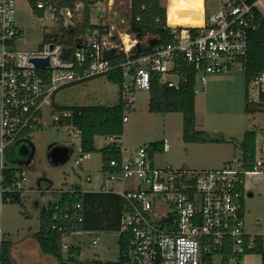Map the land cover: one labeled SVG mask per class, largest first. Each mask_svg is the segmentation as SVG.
I'll list each match as a JSON object with an SVG mask.
<instances>
[{
    "label": "built area",
    "instance_id": "1",
    "mask_svg": "<svg viewBox=\"0 0 264 264\" xmlns=\"http://www.w3.org/2000/svg\"><path fill=\"white\" fill-rule=\"evenodd\" d=\"M163 1L160 0V5L166 10L169 41L135 55L133 52L140 49L138 36L132 38L130 49L125 45L117 47L99 27L87 28L73 45L51 39L34 50H19L17 42L23 30L16 24V0H0V205L5 194L25 193V170L12 186H2L5 150L17 139L30 137L31 132L25 136L23 132L42 125L46 109L53 113L55 122L72 116L71 110L53 111V98L63 86L107 76L120 69L119 98L126 123L137 91H150L155 80L159 85L178 90L193 73L197 93L204 89L212 74L236 67L244 70L250 33L260 26L256 17L260 0H220L211 14L205 10L201 26L171 25L167 13L172 0L165 5ZM37 7L44 9V15L49 11L53 20L67 26H72L76 14L78 22L83 21L82 2L70 8L41 0ZM145 7L143 4L141 8ZM111 48L116 51L106 56L105 49ZM65 51L69 54L64 58ZM121 53L126 59L112 64L110 58ZM33 59H47L48 65L39 67ZM263 76L264 70L249 82L252 100L261 103ZM66 126L70 134L73 129L74 137L81 140L77 128ZM107 138L109 144L115 141L119 144L122 160H111L113 169L102 171L106 181L113 184L104 183L94 191L115 195L121 201L117 231L119 241L121 238L125 241L124 255L129 264H247L249 255H261L264 264V233L248 232L245 220V199L250 190L247 176L264 173L261 159L256 156L250 169L244 167L241 157L215 169H175L155 164L156 149L152 145L140 146L125 155L120 138ZM159 144L157 149L163 152L170 148L167 139ZM79 150L75 162L81 166L91 153L84 152L81 145ZM87 180L92 181V177L87 176ZM127 181L131 182L129 187ZM74 190L77 189L72 186L66 190L48 187L41 191ZM80 209L77 203L54 214L56 223L52 227L62 231L61 237L81 232L66 234L69 227L74 228L82 220ZM92 242L97 244L99 238L93 237ZM68 247L64 245L66 251Z\"/></svg>",
    "mask_w": 264,
    "mask_h": 264
},
{
    "label": "rangeland",
    "instance_id": "2",
    "mask_svg": "<svg viewBox=\"0 0 264 264\" xmlns=\"http://www.w3.org/2000/svg\"><path fill=\"white\" fill-rule=\"evenodd\" d=\"M167 0L163 1L165 5ZM174 3L168 10L173 12ZM220 5V0H206L205 10L211 14ZM16 24L23 30L22 37L17 42L19 50H34L45 38L60 39L65 44H74L78 35L64 34L62 27H75L77 14L72 26L64 25L58 19L53 20L51 13L40 15L33 12L29 0H16ZM91 22L101 25L110 40L117 47H124L130 38L123 37L135 34L129 31L131 19V0H99L92 4ZM259 11L264 15V0L258 3ZM188 12H184L187 14ZM57 35V36H56ZM80 36V35H79ZM123 37V38H122ZM153 34H146L139 43L146 45ZM125 39V42L123 41ZM130 44V43H129ZM239 66V65H238ZM264 80V76H263ZM246 79L242 69L236 67L217 76H210L203 90L196 93L198 129L206 132L210 139H220L223 142L196 144L189 146L183 140V114L181 112L156 113L149 110L152 98L149 90H138L134 106L128 112V122L124 133L119 139L125 155L134 152L140 146L151 145L167 139L170 145L168 151L156 149L153 160L156 165H171L175 169H215L226 162L241 157V142L244 133L255 130L257 133V158L264 162V106L252 104L253 112L246 111ZM56 106L83 105H113L119 102V85L108 80L107 76H98L82 83H75L60 88L53 98ZM69 128L53 124V113L46 109L42 126L31 131L30 138L35 146L33 161L24 166L26 171L25 193L21 203L10 201L0 205V236L13 243L11 256L14 264H67L61 263L54 256L42 252L35 234L40 229V212L49 201H56V193L42 192L48 187L54 189L76 186L81 190L100 189L101 185H112L106 181L102 167L100 149L109 144L110 139L98 136L95 145L98 151L78 166L75 158L80 153V139L71 134ZM67 145L71 149L70 158L64 164H53L48 156L51 145ZM92 177V181L87 180ZM247 183L251 186L252 196L245 199L246 230L250 233H264V173L259 176L248 175ZM52 184V185H51ZM131 182H126L129 187ZM118 186V184H117ZM36 202L39 205H36ZM26 213V214H24ZM93 237L99 242L94 244ZM63 261L68 260L64 245H78L81 254L76 259L80 264L114 262L120 253L118 231H81L71 236H62L59 240ZM247 264H261V255L247 256Z\"/></svg>",
    "mask_w": 264,
    "mask_h": 264
},
{
    "label": "trees",
    "instance_id": "3",
    "mask_svg": "<svg viewBox=\"0 0 264 264\" xmlns=\"http://www.w3.org/2000/svg\"><path fill=\"white\" fill-rule=\"evenodd\" d=\"M33 12L44 16V9H39L37 3L41 0H29ZM44 2L55 3L58 7L74 8L75 4L82 2L83 21L75 27H62L64 34L83 35L87 28L99 27L103 32L104 27L91 23V7L90 4L99 0H42ZM249 2L255 0H247ZM145 4V9L142 5ZM59 9V8H58ZM140 17L137 20V17ZM257 21L260 26L257 30L250 33L249 48L245 56L244 74L247 85L251 79L259 76L264 70V16L257 10ZM166 10L161 7L160 0H132L131 2V19L130 29L141 40L146 34H153L156 37L149 40L146 45L140 44V49L134 51L135 55H141L151 51L156 45L169 41L170 29L165 25ZM169 21V20H168ZM62 22V21H61ZM22 36V33L20 34ZM57 36V35H56ZM52 37L48 35L44 41H50ZM54 40H59L58 37ZM73 45V44H72ZM126 55L121 53L110 58L112 64L117 65L120 61L125 60ZM98 77V76H96ZM95 78V77H93ZM90 78V79H93ZM108 80L118 85L121 84L122 74L120 69H116L107 74ZM75 84V83H73ZM70 85V84H68ZM67 86V85H66ZM64 87V86H63ZM151 100L149 102V110L156 113L181 112L183 114V140L193 143L220 142L218 139H210L206 132L199 130L196 123L195 109V75L192 73L188 80L176 90L159 85L157 80L152 84ZM261 99L264 100V93H261ZM71 110L73 114L70 118L61 120L60 122L53 121L57 125H72L81 132V148L84 152L94 153L97 150L95 140L97 136L121 138L125 129L123 121L124 111L121 102L113 105H83V106H66L59 107L54 103L53 111ZM255 108L249 107L248 95L246 94V111L253 112ZM42 125L38 126L40 128ZM31 131L25 130L23 136L28 135ZM32 142L31 138H26ZM257 133L255 130H248L244 134L241 142L242 161L246 169L252 168L257 147ZM33 143V142H32ZM160 142H154L151 145L155 149L160 147ZM102 153L101 171H106L110 168V161L115 160L121 162L122 151L119 144L115 141L107 144L100 149ZM15 154L17 150L12 151L11 146L5 150L6 166L2 169L4 188L12 186L17 180L24 166L15 163ZM51 187V186H50ZM76 187V186H75ZM74 191H63L56 193L58 199L54 202L49 201L46 206H43L40 212V229L35 234V238L39 246L45 254L54 256L57 260L63 261L64 257L59 243L62 231L52 226L56 223L54 219L55 213H62L67 206L74 207L77 203L81 205L79 212L82 214V220L73 228L69 227L66 234L70 235L72 231H117L120 224L121 201L115 195L101 192L83 191L76 187ZM23 195L20 193L5 194L2 202L10 201L12 203H21ZM26 214V213H24ZM120 253L118 260L120 264H127L124 252L125 241L120 239ZM13 243L6 240L3 236L0 239V264H14L11 256ZM68 260L76 261L81 254V248L78 245H69L67 249Z\"/></svg>",
    "mask_w": 264,
    "mask_h": 264
},
{
    "label": "bare ground",
    "instance_id": "4",
    "mask_svg": "<svg viewBox=\"0 0 264 264\" xmlns=\"http://www.w3.org/2000/svg\"><path fill=\"white\" fill-rule=\"evenodd\" d=\"M173 12L168 10L167 16L171 25L181 26H201L204 22L205 14V0H172ZM184 12H188L184 14ZM125 39L130 38V44L126 46L128 49L132 46L134 40L128 35L124 34ZM122 37V38H123ZM125 39H123L124 43Z\"/></svg>",
    "mask_w": 264,
    "mask_h": 264
},
{
    "label": "water",
    "instance_id": "5",
    "mask_svg": "<svg viewBox=\"0 0 264 264\" xmlns=\"http://www.w3.org/2000/svg\"><path fill=\"white\" fill-rule=\"evenodd\" d=\"M137 48H140V45H137ZM116 49H105L104 54L106 56H112ZM69 54L68 51H65L63 57H67ZM35 64L39 67H44L48 65L47 59H33ZM17 153L21 157H25L28 155V160L24 163V165H29L34 157L35 154V146L32 142L27 139H21L19 142V146L17 149ZM71 149L67 145H51L49 148L48 156L53 164H64L70 158ZM22 165V163H21Z\"/></svg>",
    "mask_w": 264,
    "mask_h": 264
},
{
    "label": "crops",
    "instance_id": "6",
    "mask_svg": "<svg viewBox=\"0 0 264 264\" xmlns=\"http://www.w3.org/2000/svg\"><path fill=\"white\" fill-rule=\"evenodd\" d=\"M22 37V36H21ZM244 71V70H243ZM223 74V73H222ZM212 75H214V76H217V75H220V74H212ZM212 75H210V76H212ZM210 76H209V78H210ZM209 78H208V80H209ZM264 81V80H263ZM208 82V81H207ZM246 94L248 95V105H249V107L251 108L252 107V104H258L259 105V108L260 109H262V107L264 106V102H256V101H253L252 100V97H253V95L252 94H250L249 93V84L246 86ZM246 94H245V98H246ZM245 106H246V103H245ZM254 108V107H253ZM195 109H196V123H197V108H196V99H195ZM198 124H197V128H198ZM200 130V129H199ZM262 130V132H263V136H264V128L263 129H261ZM245 134V133H244ZM98 137V136H97ZM96 137V138H97ZM104 137H106V136H104ZM244 138V137H243ZM218 140H220V139H218ZM185 142V141H184ZM220 142H223L222 140L220 141ZM220 142H214V143H220ZM256 142H257V140H256ZM208 143V142H207ZM185 144H188L189 146H194V145H196V144H206V143H193V142H185ZM80 145H81V140H80ZM256 149H257V147H256ZM241 152H242V150H241ZM52 185V184H51ZM96 190H98V189H96ZM87 191V190H86ZM88 191H90V192H96V191H94V190H88ZM253 195V193L251 192V186H250V190H249V196H252ZM24 196V195H23ZM36 205H39V203L38 202H36ZM0 233H2L1 232V229H0ZM3 235H1V237H2ZM4 237V236H3Z\"/></svg>",
    "mask_w": 264,
    "mask_h": 264
},
{
    "label": "flooded vegetation",
    "instance_id": "7",
    "mask_svg": "<svg viewBox=\"0 0 264 264\" xmlns=\"http://www.w3.org/2000/svg\"><path fill=\"white\" fill-rule=\"evenodd\" d=\"M20 140H21V139H17V140L14 142V144L11 146V150H12V151H14V150L16 151V150L18 149V146H19V142H20ZM33 159H34V157H33ZM33 159H32V161H33ZM14 160H15V163H16V164H18V165H20V166H25L24 163L28 160V155L25 156V157H21V156H19L18 154H15V158H14ZM32 161H31V162H32ZM21 163H22V165H21ZM61 263H67V264H80V262H78V260H76V261L66 260V261H61ZM125 263L129 264L128 262H125ZM92 264H120V262H119V260L117 259V260L114 261V262L100 263V262H98V261H95V262L92 263Z\"/></svg>",
    "mask_w": 264,
    "mask_h": 264
}]
</instances>
